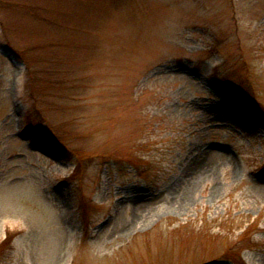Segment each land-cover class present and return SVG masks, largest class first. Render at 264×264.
<instances>
[{
  "label": "rangeland",
  "instance_id": "rangeland-1",
  "mask_svg": "<svg viewBox=\"0 0 264 264\" xmlns=\"http://www.w3.org/2000/svg\"><path fill=\"white\" fill-rule=\"evenodd\" d=\"M242 98L264 0H0V264H264Z\"/></svg>",
  "mask_w": 264,
  "mask_h": 264
},
{
  "label": "trees",
  "instance_id": "trees-1",
  "mask_svg": "<svg viewBox=\"0 0 264 264\" xmlns=\"http://www.w3.org/2000/svg\"><path fill=\"white\" fill-rule=\"evenodd\" d=\"M242 103L244 105V108L246 109H250V110H254L257 114L261 115L262 117H260L261 119H264V115H263V112L262 110L258 107V105L253 102L252 100H249V99H246V98H242ZM50 141V139H49ZM53 144V142H51ZM51 144V145H52ZM55 147V146H54ZM56 148V147H55ZM6 240V237L5 239L2 241L1 244H3V242Z\"/></svg>",
  "mask_w": 264,
  "mask_h": 264
}]
</instances>
